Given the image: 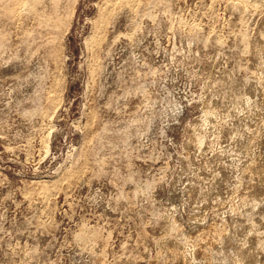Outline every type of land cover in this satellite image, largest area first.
Masks as SVG:
<instances>
[{
	"label": "rangeland",
	"instance_id": "obj_1",
	"mask_svg": "<svg viewBox=\"0 0 264 264\" xmlns=\"http://www.w3.org/2000/svg\"><path fill=\"white\" fill-rule=\"evenodd\" d=\"M0 264H264V0H0Z\"/></svg>",
	"mask_w": 264,
	"mask_h": 264
},
{
	"label": "bare ground",
	"instance_id": "obj_2",
	"mask_svg": "<svg viewBox=\"0 0 264 264\" xmlns=\"http://www.w3.org/2000/svg\"><path fill=\"white\" fill-rule=\"evenodd\" d=\"M213 116H211V115H206L205 117H204V122L207 124V123H213L214 122V120H213V118H212ZM246 256V255H245Z\"/></svg>",
	"mask_w": 264,
	"mask_h": 264
}]
</instances>
